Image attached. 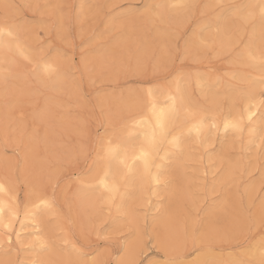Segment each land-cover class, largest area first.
Wrapping results in <instances>:
<instances>
[{
	"label": "rangeland",
	"instance_id": "rangeland-1",
	"mask_svg": "<svg viewBox=\"0 0 264 264\" xmlns=\"http://www.w3.org/2000/svg\"><path fill=\"white\" fill-rule=\"evenodd\" d=\"M210 1L194 0L191 8L181 9L177 16L170 9L162 13L156 0H0V22L6 12L16 20L30 56L56 57L60 70L65 69L61 73L66 81L52 82L45 77L41 81L33 71L35 64L18 54L8 56L13 58L12 65L4 70L2 63L3 71L0 68V177L8 181L21 205L38 192L52 199V211L43 217L52 251L82 254L76 264L94 259L98 264H115L124 247L140 238L133 264H184L205 252L222 259L231 254L245 258L243 255L262 240L258 206L264 201V146L247 145L245 139L230 133L216 135L205 149L188 139L189 159L182 162L172 180L166 176L158 210L149 211L154 199L133 204L129 219L124 214L113 215L109 206L97 203L96 213L88 216V210L77 201L79 180L87 178L97 164V136H104L106 130V136L119 131L120 117L128 115L134 105L130 94L149 88L143 81L162 77L169 70L172 75L161 79L158 87L175 77L186 79L191 73L213 76L220 80L217 86L190 85L191 99L203 105L214 94L219 97L217 108L225 112L229 94L240 106L248 84L236 76L251 75L254 69L237 53L253 26L262 32L264 28L258 17L243 24L236 13L240 7H229L245 6L249 0H221L214 5ZM5 5L12 7L6 9ZM224 19L234 38L227 52L219 50L216 41L220 33L213 23ZM197 33L207 39L200 42ZM119 49L124 52L122 67L108 54ZM10 68L17 75L6 70ZM209 154L217 157L207 161ZM253 183H257L256 189L248 195L246 190ZM174 189L176 203L168 198ZM162 205L172 211V224L181 235L171 248L159 243L165 229L154 224L166 216ZM3 236L0 230V238ZM9 248L0 247V255ZM46 251L42 254L49 255L50 250ZM20 254L29 257L32 253L25 249L17 252ZM246 259L256 264L252 257ZM7 264L23 263L15 257Z\"/></svg>",
	"mask_w": 264,
	"mask_h": 264
},
{
	"label": "bare ground",
	"instance_id": "bare-ground-1",
	"mask_svg": "<svg viewBox=\"0 0 264 264\" xmlns=\"http://www.w3.org/2000/svg\"><path fill=\"white\" fill-rule=\"evenodd\" d=\"M215 1L219 2L221 0H212L210 2L212 5H214L217 4L215 3ZM193 2L194 0H156L157 6L158 5L163 6V7H159L162 13H164L163 12L164 10L170 9L174 11V14L177 16L181 14L180 13L181 9L186 10L191 8ZM219 3H222V1ZM260 3L261 0H249V2L246 5H258ZM177 4H183L186 5L187 7L184 8L171 7L172 5H177ZM209 6L211 5L209 4ZM249 11L251 10L247 8H240L236 11V13L241 16L243 24H246L248 20L254 17L259 18V8L255 9V13H256L255 16H249L248 15ZM153 16L155 18L161 17L159 14H155ZM213 23L214 26L218 28V32L220 33L216 41L218 46H220L219 50L223 52L230 51L233 45L234 38L230 36L227 32L228 29H231V26L228 24V21L224 19L220 23L217 21L216 22L214 21ZM0 25H3L2 21L0 22ZM255 29L257 28L253 26L251 34L248 36V39L245 45L243 46V49L241 50V52H243L244 55H237L238 58H240L243 63H251L254 69V72L251 73V75L238 73L236 76L238 79L244 80L248 84L247 85L248 89L243 94L241 93L242 96L240 95L241 104L239 107H237L233 103L234 102L233 97H231L229 94H226V98H228V100L230 99L229 100L230 105L228 104L229 109L228 110L226 109L227 111L225 112H221L220 109L217 108L218 106L217 98L219 97L213 96L214 94L212 95V97L209 98L208 101H206L207 104L199 105L194 101V99L192 100L189 92L190 91L189 88L192 85L198 88H206V87L211 88L217 86L219 84L217 82H220V80L217 81L213 76L207 77L205 75L203 76V74L199 75V73H193V74L191 73L188 75L186 79L175 77L171 83L168 82L169 84L167 83L165 85H160L159 87H157L152 97H149L147 94L148 88L142 90V93L130 94V97H132V100H134L133 101L134 105L132 107V110L130 109L131 112L128 113V115L126 116L120 117V120L118 121L119 131L115 135L105 137V139L110 137L113 141V144L118 145L120 147L121 156H124L125 154L128 156L129 165H133L132 157L139 153L141 147H148V140L151 136L152 129L156 124V118L152 112L153 101H155L157 111H159L160 109L167 108V104H168L166 100L167 96L170 93H176L177 89H179V93L184 98V107L181 110L179 116L170 122L169 130L171 131L172 135L169 136L168 139L171 140L173 136H178L181 138V143L177 147H172L167 142L160 145L158 150L153 152L150 171H145L144 165L140 161L135 162L130 172L127 169L122 168L116 161H113L111 163L110 166L111 174L109 175V181L115 178L119 182V191L114 194L111 205L106 204L112 209L113 215L120 213L126 215L127 218L131 219L130 217L133 207L130 208L131 207L130 205L133 204L142 205V202L148 201L150 199L151 200L154 199L152 201L155 203L151 204V206L149 207V211L158 210V205H159L158 200L163 192L164 187L162 186L164 184L166 176L167 177L171 176V180H172L173 176L175 175L177 176L178 173L177 170L183 167L182 162L185 161L186 159L187 160L189 159L188 158L189 154L187 151L188 150L187 142L189 138L195 140L198 143V145L201 147V149H205L209 145V143H211L210 141L212 140L213 142V138L217 137L216 135L220 134L219 137H223L226 134L230 133L237 136L242 141L243 139H245L246 144L249 145L251 143H249L248 129L255 128L257 132L256 135L252 138L253 141L252 143H256L257 146L260 147L261 130L264 129V115H262V113H264V106H261L260 104L261 95L259 94L258 90L261 88L264 89V84H261L260 82L262 75H264V69H262L258 63H254L252 60H250L249 54L255 57H259L260 53L264 51V32ZM241 32L242 31L238 33L240 34ZM196 36L200 39V42H203L205 39H207L205 34L202 35L200 33H197ZM3 43H4V37H0V68L3 66L2 63L5 65L3 69L7 68V65L8 66L12 65L13 58L11 60L8 57L9 55L10 57H12L11 54H16L15 56H17L18 54L23 58L25 55L30 56L29 48L24 44L23 54L13 49L11 53L7 54V59H6V52L3 47ZM33 59H37V58L33 57ZM48 60L50 62L55 63L56 67L58 68V72L54 75H51L50 77L42 75L41 78L45 77L48 78L47 79L48 81L61 82L62 79H64L63 76H65L64 74H62L63 72L65 73V69H62L63 72L60 70L61 68L60 61L56 57L48 58ZM6 61L7 62L10 61V62L7 64ZM10 69H6V70H9V72L13 73L14 71L12 69L10 71ZM9 72L7 73L8 75L10 74ZM15 75L17 74L15 73ZM65 79L64 81H66ZM42 80L43 78L41 79V81ZM57 85L58 84L54 86L56 87ZM54 86L52 87L53 90H54ZM49 87L51 90V86ZM224 92L226 91L224 90ZM246 108H250V110L255 113L251 123H249V121L247 120L248 112L245 111ZM241 115L244 116V124H245V129L242 136L243 138H240L241 136L240 134H234L231 130L225 133L224 123L226 121L237 120L240 118ZM192 117H195V120H193ZM201 119L204 120V127L201 129L199 138H197L195 132L189 134L188 130L189 128L192 127V123L198 122ZM213 120H215V123L217 124V128L215 129L210 127ZM134 124L137 126L133 127ZM247 145H244V149H247ZM216 157H217L216 154H209L207 155L206 160L209 161ZM108 167L109 166L107 164L97 163L94 166L91 174L87 178L80 179L78 177L80 179L79 182L81 184L80 185L81 193L78 195L77 201L83 210L85 209L86 211L88 210L87 212L88 216L92 215V213L93 214L96 213L97 203H103V201L98 199L102 191L98 187V185H99V180L104 176V172L105 170H107ZM0 185H3L4 188L3 191H0V201H3L7 206L2 216L3 222L7 223L8 220L11 218L9 214V209H11L13 213H15V218L12 219L13 230L11 231V235L5 236L3 234L4 236L0 238V244H2L0 245V247L2 248V250L4 248L10 247L8 252H5L4 250V253L0 255L1 256L0 264H7V262H9L10 259H13L15 257L18 258L20 262H22L23 264H68V262H71V264H76L78 262V257L82 254H80L79 256H71L70 254H60L55 251H52V247H51L52 245L49 241V236H50L49 228L48 226H46L45 219L43 218L46 212L52 210L51 208H47L42 204V201L45 200L49 201L52 204V208H53L54 204L52 202V199H50L45 193L38 192L36 194H33L27 200L25 199L26 201L24 202V204L21 205L15 193L10 190L9 183L5 178L0 177ZM256 185L257 183H253L248 186L246 190L248 195L249 194L251 195L254 192V190L256 189ZM168 198L170 202H175V203L177 202L175 189L170 190L168 192ZM262 205H264V201L261 202L260 205L258 206V213H261ZM163 213L166 215L165 218L156 219L154 221V224L165 229V230L163 229L164 230L163 238L162 237L158 238L159 243L167 245L165 246V248L166 247L171 248L174 247L175 244L179 241L180 239L179 237L181 235L177 233V231L175 230L172 224V219H171L173 218L172 211L170 212L169 209L167 210V206H165L163 208ZM115 224L118 225L119 223L115 222ZM231 227L232 226H230V228ZM0 230L3 231L4 233L2 224H0ZM218 238H221V236L220 237L218 236ZM41 241H47L48 247L42 248ZM261 242L262 240H260V242H258L257 244H254L248 250V252H246L243 255L245 258H242L239 255L231 254L228 256L227 259H222L219 255H214L213 253L205 252L198 254L192 261H189L184 264H252L247 262L246 259L247 257H252L256 262V264H258L260 260L259 248L261 246ZM140 246H141L140 238L134 240L132 243L127 244L123 249L122 255L119 258H116V260L113 259L114 263L133 264L138 257L137 254ZM25 249L31 251L32 254L29 257H25L23 254L17 256V252L20 253V251H23ZM46 250H50V252L48 253L49 255L42 254V251H46ZM10 253L12 255L9 258L7 257V254ZM167 257L168 256H165L164 258ZM99 262L96 259H94L89 264H98ZM161 264H168V263L161 262Z\"/></svg>",
	"mask_w": 264,
	"mask_h": 264
},
{
	"label": "snow or ice",
	"instance_id": "snow-or-ice-1",
	"mask_svg": "<svg viewBox=\"0 0 264 264\" xmlns=\"http://www.w3.org/2000/svg\"><path fill=\"white\" fill-rule=\"evenodd\" d=\"M11 5H5V8H10ZM157 8L163 6H156ZM173 8H184L187 7L183 4L172 5ZM229 7H240V8H247L251 11L248 12L249 16H255V9L259 8V22L262 28H264V0H261V3L258 5H246V6H229ZM0 37H4L3 47L6 52V59L7 54L11 53L13 49L21 54L24 53V35L21 31L20 25L16 22L14 18L9 17L7 12L5 13L3 25H0ZM113 58V63L119 66H123V56L124 52L123 49L111 51L108 53ZM66 56L67 53H64ZM237 55H244L243 52L237 53ZM24 59L29 62V64H35V68L33 69L34 73L36 74V78L40 79L41 76H48L54 75L58 72V68L56 67L54 62H50L47 58L46 54H41L38 59H33V57L29 55H25ZM249 59L252 60L254 63H258L262 69H264V51H262L259 57L252 56L249 54ZM173 70H169L165 73L162 77H155L154 80H146L143 83L149 85L148 88V96L152 97L155 93V89L158 87L159 80H167L168 76L172 75ZM7 80V76L4 77ZM261 84H264V75L261 77ZM261 95V106H264V89L260 92ZM168 104L167 108L160 109L157 111V107L155 101H153L152 112L156 118V124L152 129L151 136L148 140V147H141L138 154L132 157L133 165H129L128 163V156L125 154L121 156L120 147L118 145H114L112 139L109 137L105 139L107 135V130L104 136L98 135L96 139V147L94 148L96 162L98 164H107L109 167L104 172V176L99 180L98 187L102 190L101 194L98 199L103 201L104 204L111 205L114 194L119 191V182L113 178L109 181V175L111 174V163L116 161L122 168L127 169L129 172L131 168L134 166L136 161H140L143 163L145 171H150L153 152L157 151L159 146L163 143L167 142L172 147H177L181 143V138L178 136H173L171 140L168 139L169 136L172 135L171 131L169 130V124L175 118H177L184 107V98L179 93V89H177L176 93H170L166 98ZM248 112L247 120L249 123L252 122V118L255 115L254 112L250 110V108L245 109ZM264 115V113H262ZM195 120V117H192ZM137 125H133L136 127ZM204 127V120L201 119L198 122L192 123V127L189 128V134L195 132L197 138L200 136L201 129ZM211 128H217V124L215 120H213L212 124L210 125ZM245 129L244 124V116L241 115L239 119L226 121L224 123V131L227 133L231 130L234 134H240L241 137L243 136ZM257 130L255 128L248 129L249 135V143H252V138L256 135ZM260 142L261 146H264V129L261 130L260 135ZM123 179V177H122ZM3 185H0V191H3ZM42 204L47 208H52V204L49 201H42ZM6 205L3 201H0V224L4 229V235L10 236L12 229V219L15 218V213L9 209L10 219L7 223H4L2 220V216L5 212ZM262 219L260 227L264 229V205L261 207ZM107 225H105V228ZM103 230V229H102ZM262 237L261 246L259 248V264H264V232L260 233ZM65 244H68V240H64ZM41 247L47 248L48 243L47 241H41ZM71 264V262H68Z\"/></svg>",
	"mask_w": 264,
	"mask_h": 264
}]
</instances>
